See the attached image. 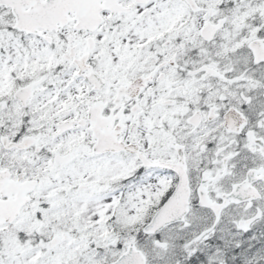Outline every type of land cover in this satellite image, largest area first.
<instances>
[{
    "label": "snow or ice",
    "instance_id": "obj_1",
    "mask_svg": "<svg viewBox=\"0 0 264 264\" xmlns=\"http://www.w3.org/2000/svg\"><path fill=\"white\" fill-rule=\"evenodd\" d=\"M0 264H264V0H0Z\"/></svg>",
    "mask_w": 264,
    "mask_h": 264
}]
</instances>
